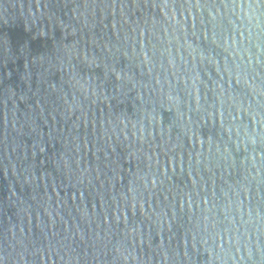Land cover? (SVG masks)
Here are the masks:
<instances>
[{
  "label": "water",
  "instance_id": "water-1",
  "mask_svg": "<svg viewBox=\"0 0 264 264\" xmlns=\"http://www.w3.org/2000/svg\"><path fill=\"white\" fill-rule=\"evenodd\" d=\"M0 264H264V0H0Z\"/></svg>",
  "mask_w": 264,
  "mask_h": 264
}]
</instances>
